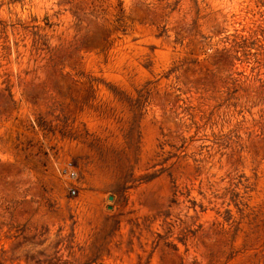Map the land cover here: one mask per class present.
Segmentation results:
<instances>
[{
    "label": "rangeland",
    "instance_id": "rangeland-1",
    "mask_svg": "<svg viewBox=\"0 0 264 264\" xmlns=\"http://www.w3.org/2000/svg\"><path fill=\"white\" fill-rule=\"evenodd\" d=\"M0 264H264V0H0Z\"/></svg>",
    "mask_w": 264,
    "mask_h": 264
},
{
    "label": "built area",
    "instance_id": "built-area-1",
    "mask_svg": "<svg viewBox=\"0 0 264 264\" xmlns=\"http://www.w3.org/2000/svg\"><path fill=\"white\" fill-rule=\"evenodd\" d=\"M67 175H68L69 179H74L76 177L75 172L72 171V170L67 172ZM70 192H71L72 195L75 194V190L74 189H71Z\"/></svg>",
    "mask_w": 264,
    "mask_h": 264
}]
</instances>
